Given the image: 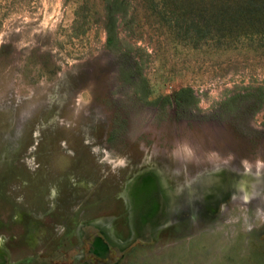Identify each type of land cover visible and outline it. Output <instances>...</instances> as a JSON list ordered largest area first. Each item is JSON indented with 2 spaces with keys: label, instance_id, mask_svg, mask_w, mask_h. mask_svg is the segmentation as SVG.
I'll use <instances>...</instances> for the list:
<instances>
[{
  "label": "rangeland",
  "instance_id": "1",
  "mask_svg": "<svg viewBox=\"0 0 264 264\" xmlns=\"http://www.w3.org/2000/svg\"><path fill=\"white\" fill-rule=\"evenodd\" d=\"M124 1L196 106L117 82L102 0H0V264H264V0Z\"/></svg>",
  "mask_w": 264,
  "mask_h": 264
},
{
  "label": "trees",
  "instance_id": "2",
  "mask_svg": "<svg viewBox=\"0 0 264 264\" xmlns=\"http://www.w3.org/2000/svg\"><path fill=\"white\" fill-rule=\"evenodd\" d=\"M104 11V46L120 57H131L130 63H120L117 67L116 80L120 84H127L131 87L138 101L141 103L163 109L173 106L177 114L189 110L197 104V97L190 86H181L175 89L171 95H159L150 98V88L146 77L142 72L144 60L135 51H132L130 44H122L117 32V20L119 15L126 12L124 0H102ZM236 95L227 97L222 103L233 102ZM263 103V102H261ZM260 103V104H261Z\"/></svg>",
  "mask_w": 264,
  "mask_h": 264
}]
</instances>
